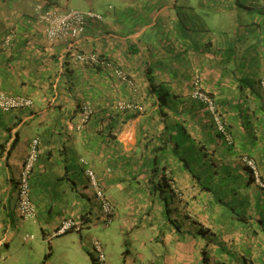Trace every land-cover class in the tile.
<instances>
[{
  "label": "crops",
  "instance_id": "crops-1",
  "mask_svg": "<svg viewBox=\"0 0 264 264\" xmlns=\"http://www.w3.org/2000/svg\"><path fill=\"white\" fill-rule=\"evenodd\" d=\"M83 1L103 20L53 43L37 8L66 12L73 0H0V93L33 101L0 110V264H93V238L108 264H264V190L243 163L253 159L264 181V0ZM83 53L104 65L81 64ZM196 77L232 143L192 98ZM120 100L145 111L121 114ZM86 102L95 116L79 130ZM34 140L27 220L19 183ZM69 219L80 230L53 238Z\"/></svg>",
  "mask_w": 264,
  "mask_h": 264
},
{
  "label": "built area",
  "instance_id": "built-area-1",
  "mask_svg": "<svg viewBox=\"0 0 264 264\" xmlns=\"http://www.w3.org/2000/svg\"><path fill=\"white\" fill-rule=\"evenodd\" d=\"M57 1V0H50ZM37 16L39 21L46 26V36L50 42H69L81 37L87 29L88 23L91 21H101L103 16L93 11H80L69 10L66 12H60L57 9H46L43 7L37 8ZM76 60L85 66H98L103 64V61L99 56L95 54H78ZM105 63V62H104ZM106 67L110 69L113 75L128 86L136 89L135 83L128 77V75L112 65L106 64ZM264 87V83H263ZM192 98L200 103H203L209 110L217 132L229 143H232V136L228 131L226 123L219 112V108L215 100L206 92L201 79L196 77L193 81ZM33 107V101L29 98L22 96H11L4 93H0V110L3 112H12L19 109H30ZM114 109L124 115H138L145 111L137 101H125L120 100L116 102ZM95 116V109L90 102H86L81 109V120L78 125V129L82 130ZM39 140H34L31 144L29 154L23 165L20 183H19V206L18 212L24 219H32L36 215V207L33 204L29 190L30 179L32 177L35 165L38 161ZM244 165L251 171L255 184L264 190V181L261 178L260 171L256 162L251 158H243ZM86 176L88 177L91 187L95 190L96 198L101 204V208L104 217L110 220L114 216V207L109 199H107L101 190L98 179L94 171L87 167L85 169ZM81 226L72 219L65 220L61 226L53 234V238L63 236L72 231H79ZM91 254L93 258V264H108L107 255L104 250L102 242L98 238H93L91 242Z\"/></svg>",
  "mask_w": 264,
  "mask_h": 264
},
{
  "label": "rangeland",
  "instance_id": "rangeland-1",
  "mask_svg": "<svg viewBox=\"0 0 264 264\" xmlns=\"http://www.w3.org/2000/svg\"><path fill=\"white\" fill-rule=\"evenodd\" d=\"M83 2V0H73L70 7L72 8V10H83Z\"/></svg>",
  "mask_w": 264,
  "mask_h": 264
},
{
  "label": "trees",
  "instance_id": "trees-1",
  "mask_svg": "<svg viewBox=\"0 0 264 264\" xmlns=\"http://www.w3.org/2000/svg\"><path fill=\"white\" fill-rule=\"evenodd\" d=\"M229 1H233V0H226V2H229ZM233 5H234V7L235 8H238V9H241V8H243L244 6L242 5V3H241V0H234V2H233ZM232 5V6H233ZM99 66V65H98ZM98 66H93V67H97L98 68ZM102 68L104 69V66H102ZM132 116H135V115H132Z\"/></svg>",
  "mask_w": 264,
  "mask_h": 264
}]
</instances>
